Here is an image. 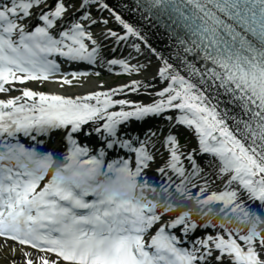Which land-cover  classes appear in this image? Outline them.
Returning <instances> with one entry per match:
<instances>
[{
	"label": "snow or ice",
	"instance_id": "snow-or-ice-1",
	"mask_svg": "<svg viewBox=\"0 0 264 264\" xmlns=\"http://www.w3.org/2000/svg\"><path fill=\"white\" fill-rule=\"evenodd\" d=\"M153 37L166 38V51ZM153 58L150 79L87 95L26 86L63 87L98 69L140 75ZM149 118L168 122L164 147L163 129L121 135L122 126ZM85 126L103 147L82 144ZM184 129L197 139L187 151ZM58 131L66 135L57 149L41 147ZM13 152L47 163L60 156L102 178L125 175L164 208L0 168V248L13 257L19 249L20 264H264L254 236L201 223L190 211L171 215L191 202L207 216L264 215V0H0V156ZM200 229L204 237L193 240Z\"/></svg>",
	"mask_w": 264,
	"mask_h": 264
},
{
	"label": "clouds",
	"instance_id": "clouds-1",
	"mask_svg": "<svg viewBox=\"0 0 264 264\" xmlns=\"http://www.w3.org/2000/svg\"><path fill=\"white\" fill-rule=\"evenodd\" d=\"M0 168L18 169L26 174L35 175L37 178L43 176L45 181L55 180L64 187L81 193H94L101 199L113 200L121 204L134 203L137 206L154 209L159 204V210L164 211L163 204L159 203L158 194L142 190V185H134L127 176L117 175L111 179L102 178L91 166L66 167L60 156H57L54 163H47L37 157H28L19 152L5 153L0 156ZM189 211L201 223L214 222L218 229L223 228L241 235L254 236L258 242L264 243V215L259 220L255 215L251 217L207 216L202 214L201 209L194 202L181 204L179 210L171 215L178 216Z\"/></svg>",
	"mask_w": 264,
	"mask_h": 264
},
{
	"label": "bare ground",
	"instance_id": "bare-ground-1",
	"mask_svg": "<svg viewBox=\"0 0 264 264\" xmlns=\"http://www.w3.org/2000/svg\"><path fill=\"white\" fill-rule=\"evenodd\" d=\"M157 63V62H155ZM159 66V64L157 63V66H153L147 71V72H143L142 74L140 75H137L134 79H150L151 76L154 74L155 72V69ZM133 80V79H132ZM101 85H104L103 83H100L96 78L92 79V78H89V79H86V80H79L78 81V85L77 86H74V88H76L75 91H78V92H84L85 90H91V89H96V88H101L100 86ZM106 85H104L103 88H105ZM60 90H58L59 92L61 93H68L71 91L70 88L66 87V86H63V87H59ZM68 89L70 91H68ZM72 92V91H71ZM143 100H147V97H141ZM171 130V129H169ZM159 159V158H158ZM3 252V251H2ZM0 252V254L2 253ZM4 255L3 256H0V264H9V259H13L15 258L16 260L19 258V253H18V249H17V253H16V256L13 257V254L11 252V249H5L4 250ZM18 264V263H17Z\"/></svg>",
	"mask_w": 264,
	"mask_h": 264
},
{
	"label": "rangeland",
	"instance_id": "rangeland-1",
	"mask_svg": "<svg viewBox=\"0 0 264 264\" xmlns=\"http://www.w3.org/2000/svg\"><path fill=\"white\" fill-rule=\"evenodd\" d=\"M186 137H187V139H186L187 142L192 143V141H193V135H192V133L187 132ZM189 138H191V142L189 141Z\"/></svg>",
	"mask_w": 264,
	"mask_h": 264
}]
</instances>
